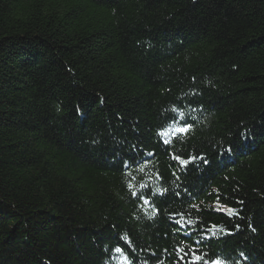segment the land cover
Here are the masks:
<instances>
[{
    "label": "trees",
    "instance_id": "obj_1",
    "mask_svg": "<svg viewBox=\"0 0 264 264\" xmlns=\"http://www.w3.org/2000/svg\"><path fill=\"white\" fill-rule=\"evenodd\" d=\"M215 258L264 264V0H0V264Z\"/></svg>",
    "mask_w": 264,
    "mask_h": 264
},
{
    "label": "snow or ice",
    "instance_id": "obj_2",
    "mask_svg": "<svg viewBox=\"0 0 264 264\" xmlns=\"http://www.w3.org/2000/svg\"><path fill=\"white\" fill-rule=\"evenodd\" d=\"M186 130H187V127H186V126H185V127H181V128L178 129V131H180V132H184V131H186ZM175 158H176V159H179V157H175ZM201 159H202V158H201ZM160 194L163 195V193H160ZM132 195L135 196L137 199H143L142 196L138 195V194L135 193V192H133ZM145 203H148V201L145 200ZM177 223H179V221H177ZM206 238H207V237H206ZM117 251H120V249H117ZM193 251H194V250H193ZM196 259L199 260L200 257L197 256ZM205 264H222V260H221L220 258H215V259H213V260H211V261H206Z\"/></svg>",
    "mask_w": 264,
    "mask_h": 264
}]
</instances>
